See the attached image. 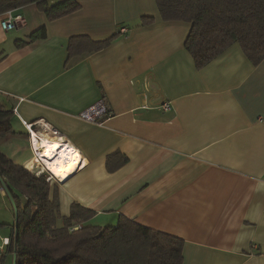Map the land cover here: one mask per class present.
Returning <instances> with one entry per match:
<instances>
[{
    "label": "crops",
    "instance_id": "0c3cea01",
    "mask_svg": "<svg viewBox=\"0 0 264 264\" xmlns=\"http://www.w3.org/2000/svg\"><path fill=\"white\" fill-rule=\"evenodd\" d=\"M76 1L79 11L54 21L23 6L10 32L0 14V97L13 106L14 128L31 150L24 122L42 121L82 159L51 182L62 216L77 202L96 212L84 225L125 216L183 239V264H264V60L254 65L235 43L198 69L185 48L191 24L162 20L156 0ZM143 17L154 22L142 26ZM42 27L46 38L16 47ZM81 35L116 37L67 65L69 41ZM100 100L109 109L102 124L79 117ZM9 149L29 166L30 153ZM112 154L127 158H113L115 171ZM2 233L0 264L1 238H10Z\"/></svg>",
    "mask_w": 264,
    "mask_h": 264
},
{
    "label": "trees",
    "instance_id": "16d2710c",
    "mask_svg": "<svg viewBox=\"0 0 264 264\" xmlns=\"http://www.w3.org/2000/svg\"><path fill=\"white\" fill-rule=\"evenodd\" d=\"M156 3L162 20L191 24L185 48L198 69L235 43L254 65L264 60V0H156ZM28 4H36L49 21L82 7L76 0L55 4L49 0H0V14ZM153 22L154 18L143 17L141 25ZM116 35L103 41H94L86 35L72 37L67 65L76 57L109 47ZM46 36V27H42L27 40H17L15 44L20 48ZM6 101L0 97V140L19 133L13 125V106ZM123 156L110 155L108 169L115 171L120 165L114 164L115 157H120V163L126 162ZM0 177L7 197L18 209V226L16 229L15 222L10 225V243L6 246V255L15 254V264H183V239L143 227L125 216H120L115 225H84L96 212L77 202L71 204L68 216H62L58 189L52 195V184L44 174L37 175L25 165L17 164L1 149ZM6 255L2 256V264Z\"/></svg>",
    "mask_w": 264,
    "mask_h": 264
},
{
    "label": "bare ground",
    "instance_id": "6f19581e",
    "mask_svg": "<svg viewBox=\"0 0 264 264\" xmlns=\"http://www.w3.org/2000/svg\"><path fill=\"white\" fill-rule=\"evenodd\" d=\"M32 141L37 149V156L30 163L39 162L45 165L46 171L57 175L62 181L82 163L80 155L63 138H55L50 133L41 134L34 130Z\"/></svg>",
    "mask_w": 264,
    "mask_h": 264
},
{
    "label": "built area",
    "instance_id": "2783aa9c",
    "mask_svg": "<svg viewBox=\"0 0 264 264\" xmlns=\"http://www.w3.org/2000/svg\"><path fill=\"white\" fill-rule=\"evenodd\" d=\"M23 21V17L21 14H15L13 11H8L6 13V17L2 20L1 22V27L3 28L4 31L6 32H10L14 29L17 28L18 24L20 22ZM160 107L164 110H170L172 108L171 103L170 102H165L163 104L160 105ZM16 112V109H14ZM109 113V109L107 107V105L105 104L104 100H100L97 103H95L94 105H92L91 107H89L88 109L84 110L82 113H80L79 117L82 120L91 122V123H96V124H102L103 123V119L108 115ZM36 125H41V129H49L50 128L43 123L42 121H38L35 124H26L24 122V126L28 131L29 134V140H30V145H31V150L33 153V157L37 156V149L35 148V146L33 145V138H34V130H36ZM38 132V131H37ZM53 133H55L56 135L58 134L57 131L52 130ZM36 166V167H35ZM27 167V166H26ZM30 171H33L34 168H36V174L37 175H42L44 174L46 176L47 181H55L57 183H63V181L55 174L53 173H49L48 171H46L45 169V165L40 164L39 162H36L33 164V167H27ZM4 193H7L6 189H3ZM0 235H1V228H0ZM2 244H1V248L3 249L4 247H6L9 243H10V238H1Z\"/></svg>",
    "mask_w": 264,
    "mask_h": 264
},
{
    "label": "rangeland",
    "instance_id": "374dc122",
    "mask_svg": "<svg viewBox=\"0 0 264 264\" xmlns=\"http://www.w3.org/2000/svg\"><path fill=\"white\" fill-rule=\"evenodd\" d=\"M13 125L18 126L20 128V125L16 124L15 121L13 122ZM35 131L36 132L38 131V133H41V134H43V133L48 134V132L51 131V130L42 128V129H36ZM25 138H27L25 134L18 133L15 136H10V137H8V138H6L4 140H0V149L8 157L10 156V154L12 152V149H9V146L15 147L17 149L19 148L22 153L23 152H25V153L28 152V153H30L33 156V153H32V151L29 148L30 146L28 144H26V139ZM11 159L15 161L14 158H11ZM33 164L34 163H30L29 167H33ZM35 169L36 168H34L32 172L36 173ZM0 185H2L1 181H0ZM13 208H14V205H13L12 201H10L9 197L3 198L0 195V224L1 225L2 224H7L4 228H2L3 231H4V233H2V235H4V234L11 235V227H10V225L14 224V222H15V215H14ZM6 249H5L4 253H3V255H6ZM8 258L11 259L12 257L10 255H6L5 261L8 260ZM12 264H13V258H12Z\"/></svg>",
    "mask_w": 264,
    "mask_h": 264
},
{
    "label": "water",
    "instance_id": "95a60500",
    "mask_svg": "<svg viewBox=\"0 0 264 264\" xmlns=\"http://www.w3.org/2000/svg\"><path fill=\"white\" fill-rule=\"evenodd\" d=\"M0 181H1L2 185H3V187H5L4 182H3L1 177H0ZM6 191H7V189H6ZM14 211H15V226H16V229H17L19 216H18V209L16 208L15 205H14ZM13 264H15V254L13 255Z\"/></svg>",
    "mask_w": 264,
    "mask_h": 264
},
{
    "label": "flooded vegetation",
    "instance_id": "af4514ba",
    "mask_svg": "<svg viewBox=\"0 0 264 264\" xmlns=\"http://www.w3.org/2000/svg\"><path fill=\"white\" fill-rule=\"evenodd\" d=\"M36 129H41V125H36Z\"/></svg>",
    "mask_w": 264,
    "mask_h": 264
}]
</instances>
